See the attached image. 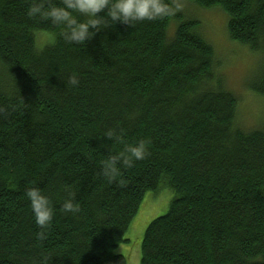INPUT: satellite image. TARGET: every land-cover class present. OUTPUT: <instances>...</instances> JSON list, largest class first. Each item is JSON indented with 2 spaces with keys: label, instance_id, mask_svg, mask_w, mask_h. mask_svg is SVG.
<instances>
[{
  "label": "trees",
  "instance_id": "16d2710c",
  "mask_svg": "<svg viewBox=\"0 0 264 264\" xmlns=\"http://www.w3.org/2000/svg\"><path fill=\"white\" fill-rule=\"evenodd\" d=\"M185 1L224 11L229 40L264 66V0ZM29 2L0 0V264H127L116 250L145 195L163 188L173 198L145 228L140 264H264V125L237 126L200 23L118 22L69 45L26 16ZM250 91L264 100V68ZM109 129L148 147L111 183L101 168L123 145ZM30 187L55 209L43 239ZM69 193L75 215L60 210Z\"/></svg>",
  "mask_w": 264,
  "mask_h": 264
},
{
  "label": "clouds",
  "instance_id": "9594fccd",
  "mask_svg": "<svg viewBox=\"0 0 264 264\" xmlns=\"http://www.w3.org/2000/svg\"><path fill=\"white\" fill-rule=\"evenodd\" d=\"M181 7L179 0H30L25 14L33 21L49 23L58 29V33L51 34L53 38L58 36L69 45H86L97 33L118 22L134 27L145 21L174 17ZM68 83L76 87L79 79L70 76ZM105 138L123 145L120 152L113 153L102 165L101 174L110 183L116 181L122 166L131 167L148 155L146 141L125 143L123 130L109 129ZM24 196L30 203L37 227L44 230L38 232L37 237L43 239L53 221V203L39 187L27 188ZM74 199V194L69 193L60 210L65 214L78 213L79 205Z\"/></svg>",
  "mask_w": 264,
  "mask_h": 264
},
{
  "label": "rangeland",
  "instance_id": "374dc122",
  "mask_svg": "<svg viewBox=\"0 0 264 264\" xmlns=\"http://www.w3.org/2000/svg\"><path fill=\"white\" fill-rule=\"evenodd\" d=\"M179 2L182 7L178 14L200 23L199 32L215 53L217 75L224 88L238 100L237 126L245 131L261 129L264 125V100L255 96L250 87L263 72L262 58L229 40L226 31L228 17L224 11L218 8L203 10L185 0ZM175 30L176 23L173 21L167 36L170 38ZM172 198V192L165 188L145 195L139 212L123 237L128 242H123L116 250L118 255L127 259V264H140V243L144 230L152 220L167 213Z\"/></svg>",
  "mask_w": 264,
  "mask_h": 264
}]
</instances>
